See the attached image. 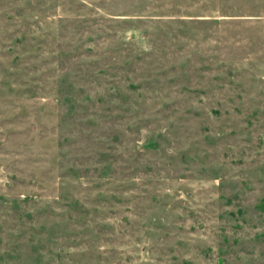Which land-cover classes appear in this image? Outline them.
Here are the masks:
<instances>
[{"label":"rangeland","instance_id":"obj_1","mask_svg":"<svg viewBox=\"0 0 264 264\" xmlns=\"http://www.w3.org/2000/svg\"><path fill=\"white\" fill-rule=\"evenodd\" d=\"M0 264H264V0H0Z\"/></svg>","mask_w":264,"mask_h":264}]
</instances>
